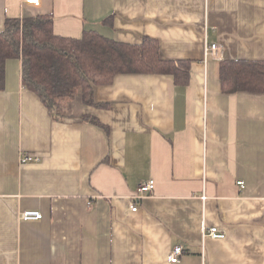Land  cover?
I'll return each mask as SVG.
<instances>
[{"label":"crops","instance_id":"obj_1","mask_svg":"<svg viewBox=\"0 0 264 264\" xmlns=\"http://www.w3.org/2000/svg\"><path fill=\"white\" fill-rule=\"evenodd\" d=\"M52 15L54 32L145 36L190 81L119 76L50 114L9 60L0 92V264H264V94H224L220 63L264 59V0H0L7 18ZM111 18L112 25L103 21ZM220 44L222 60L205 59ZM96 120L99 124H95ZM39 162L21 164L23 155ZM154 193L136 202L142 182ZM244 182V189L238 182ZM36 211L41 220L21 221ZM226 237L202 239L203 227Z\"/></svg>","mask_w":264,"mask_h":264},{"label":"trees","instance_id":"obj_2","mask_svg":"<svg viewBox=\"0 0 264 264\" xmlns=\"http://www.w3.org/2000/svg\"><path fill=\"white\" fill-rule=\"evenodd\" d=\"M103 23L112 25V19ZM9 60L21 61L23 86L50 114H57L78 89L86 105L107 108L95 101V90L111 86L119 76H171L181 87L190 81L191 62L164 59L157 39L145 36L138 44H127L94 31L79 39L61 37L54 32L52 15L5 20L0 32V92ZM220 85L224 94H264V59L222 61Z\"/></svg>","mask_w":264,"mask_h":264},{"label":"built area","instance_id":"obj_3","mask_svg":"<svg viewBox=\"0 0 264 264\" xmlns=\"http://www.w3.org/2000/svg\"><path fill=\"white\" fill-rule=\"evenodd\" d=\"M24 3H28L31 5H40V0H24ZM222 52L223 48L220 44H211L205 45V59L206 61L208 59H214V60H222ZM40 159L38 157H33L30 155H23L21 158V164H27V163H36L39 162ZM238 186H240L241 189H244L245 185L243 181L238 182ZM155 191V182L151 179L148 181H144L141 183L138 193L133 196V202L131 203V211L137 212L138 207L136 205V202L145 199L147 197H150ZM43 218V215L40 212L36 211H24L20 213L19 219L21 221H33V220H41ZM226 237L225 232L220 230L218 227H203L202 230V239L205 241L207 239L212 240H220L224 239ZM184 253V247L183 246H176L172 250V252L169 255V261L172 264H176L179 262L180 258L182 257Z\"/></svg>","mask_w":264,"mask_h":264}]
</instances>
